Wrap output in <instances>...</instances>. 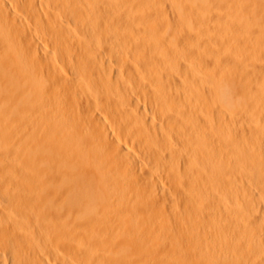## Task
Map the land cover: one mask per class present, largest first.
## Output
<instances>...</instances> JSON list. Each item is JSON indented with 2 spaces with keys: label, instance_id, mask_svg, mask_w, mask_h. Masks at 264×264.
Masks as SVG:
<instances>
[{
  "label": "bare ground",
  "instance_id": "bare-ground-1",
  "mask_svg": "<svg viewBox=\"0 0 264 264\" xmlns=\"http://www.w3.org/2000/svg\"><path fill=\"white\" fill-rule=\"evenodd\" d=\"M0 264H264V0H0Z\"/></svg>",
  "mask_w": 264,
  "mask_h": 264
}]
</instances>
